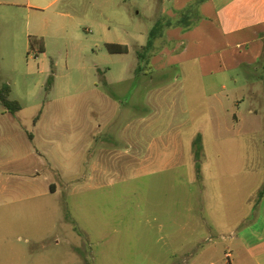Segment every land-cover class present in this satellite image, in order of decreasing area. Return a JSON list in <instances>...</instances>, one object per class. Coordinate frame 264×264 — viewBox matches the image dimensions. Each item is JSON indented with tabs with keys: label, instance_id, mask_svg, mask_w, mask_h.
Instances as JSON below:
<instances>
[{
	"label": "rangeland",
	"instance_id": "374dc122",
	"mask_svg": "<svg viewBox=\"0 0 264 264\" xmlns=\"http://www.w3.org/2000/svg\"><path fill=\"white\" fill-rule=\"evenodd\" d=\"M196 1L0 0V86L22 108L0 105V264L241 252L264 218V80L203 78V46L186 53L176 25ZM159 16L173 26L135 75Z\"/></svg>",
	"mask_w": 264,
	"mask_h": 264
},
{
	"label": "crops",
	"instance_id": "0c3cea01",
	"mask_svg": "<svg viewBox=\"0 0 264 264\" xmlns=\"http://www.w3.org/2000/svg\"><path fill=\"white\" fill-rule=\"evenodd\" d=\"M183 1L182 7L193 2ZM201 1V23L185 33V43L186 53L203 46V78L232 80L230 75L247 70L256 80H264V0ZM160 19L159 16L157 21ZM238 249L241 252H226L227 264H264V218L256 219L243 232L238 238Z\"/></svg>",
	"mask_w": 264,
	"mask_h": 264
},
{
	"label": "trees",
	"instance_id": "16d2710c",
	"mask_svg": "<svg viewBox=\"0 0 264 264\" xmlns=\"http://www.w3.org/2000/svg\"><path fill=\"white\" fill-rule=\"evenodd\" d=\"M202 1L198 0L196 1L197 6L199 7L200 3ZM190 6H188L189 8ZM192 14L196 15V18H199V15L197 14V10L196 12L194 11H189L188 16H183L182 19H180V21L177 22L176 25H182L184 27L185 30H189L191 28V24L188 22V19L190 16H194ZM173 25H171V23H169L167 20L165 19H160L158 20L154 27L152 28V30L149 32L148 34V39H147V43L145 46L142 47V52H138L137 53V60H138V64L135 70V75L141 72V63L146 61L149 56L155 51V42L157 41V39L160 38V34H161V28H168L171 27ZM106 50L110 53V54H123L127 52V47L124 45H117V44H106L105 45ZM10 94H11V90L9 88V86L7 85H2L0 86V105L3 107L4 111L14 115L18 112L21 111V105L15 101L12 100L10 98ZM29 138L31 139V136H29ZM264 198V189H262L259 194H258V200L260 201V199Z\"/></svg>",
	"mask_w": 264,
	"mask_h": 264
}]
</instances>
